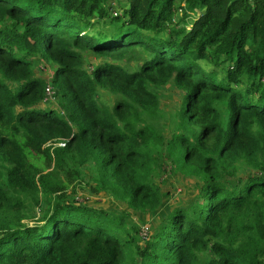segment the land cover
Returning <instances> with one entry per match:
<instances>
[{
    "label": "trees",
    "instance_id": "1",
    "mask_svg": "<svg viewBox=\"0 0 264 264\" xmlns=\"http://www.w3.org/2000/svg\"><path fill=\"white\" fill-rule=\"evenodd\" d=\"M115 1L0 0V264H264V0ZM135 49L137 68L117 62ZM47 62L58 109L41 107ZM170 81L167 136L151 86ZM162 158L200 188L145 239L69 199L92 161V192L153 212Z\"/></svg>",
    "mask_w": 264,
    "mask_h": 264
},
{
    "label": "rangeland",
    "instance_id": "2",
    "mask_svg": "<svg viewBox=\"0 0 264 264\" xmlns=\"http://www.w3.org/2000/svg\"><path fill=\"white\" fill-rule=\"evenodd\" d=\"M109 4V12L111 11V15H113V11H115L117 14H120L121 8L116 1L112 0L109 2ZM109 17L111 16L109 15ZM106 21L108 22L109 18L106 19ZM110 26L107 23L104 28L108 29ZM83 55L85 59V67L88 71H91L92 67L95 66L96 62L99 60V57L90 52H84ZM142 57V51L135 49L129 53L126 58L117 62L127 69H132L138 67ZM53 67L54 66L47 62L46 65L43 66L37 63L34 67L35 69H33L37 75L41 76L43 79H45L46 83H48L52 80ZM151 89L159 94V107L160 111L163 113L162 118L158 121H154L153 125L156 128H160L161 131L168 136L170 132L174 130L172 129V117L175 116L176 110L181 103L182 92L174 85L172 81L160 87L151 86ZM96 93L98 100L109 107L113 105L117 97L115 94H112L111 92L102 88H97ZM46 107L58 109V97L55 95V98L49 100V103L46 104ZM219 109L221 110V114L224 116L223 113L225 112L223 110V106H219ZM161 161L163 162L165 170L159 177H157L156 181L161 187L163 193V202L161 206L153 212L137 213L130 210L118 198L105 191H99L97 193L92 192L90 187L92 184H94V182L92 181L91 177L94 176L95 173L92 161H89L82 168V180H79L80 185L77 186L75 194H70L69 199L76 200L79 203H83L91 207L104 209L108 213L116 216H123L131 223H135L140 229V232L142 228H146L147 232L152 233L154 229L162 222V220L166 218L167 214L173 207L176 205L190 204L193 202L197 196V191L200 188L201 183L196 177L179 174L173 169V167L170 166L169 163L164 161L163 158ZM251 173V170H241L234 179L239 176ZM4 178L5 172L3 171L2 180H4ZM44 209L45 205L42 208L36 207L34 209L32 215L35 217V219L42 216ZM32 221L33 220H30L29 223H32ZM209 255V253L205 252L203 257L207 258Z\"/></svg>",
    "mask_w": 264,
    "mask_h": 264
},
{
    "label": "built area",
    "instance_id": "3",
    "mask_svg": "<svg viewBox=\"0 0 264 264\" xmlns=\"http://www.w3.org/2000/svg\"><path fill=\"white\" fill-rule=\"evenodd\" d=\"M112 14L116 15L117 13L115 11H113ZM41 66H43V65H41ZM54 98H55V88L53 87L51 82H48L45 85V95H44L43 101L47 102V101L52 100ZM58 144L59 145H64V142L61 141ZM148 234H149V232H147L146 228H142L141 229L140 236L142 238H144V239L147 238Z\"/></svg>",
    "mask_w": 264,
    "mask_h": 264
},
{
    "label": "crops",
    "instance_id": "4",
    "mask_svg": "<svg viewBox=\"0 0 264 264\" xmlns=\"http://www.w3.org/2000/svg\"><path fill=\"white\" fill-rule=\"evenodd\" d=\"M109 1L111 2L112 0H109ZM114 1H115V0H114ZM50 64H51L52 66H54V67H53V72H54L55 65H54L53 63H51V62H50ZM48 66H49V65H48ZM34 69H35V68H34ZM34 73H35V71H34ZM35 75L38 76V77H41V76L37 75L36 73H35ZM48 103H49V101H47V102L42 101V105H41V107L48 109V108L46 107V104H48Z\"/></svg>",
    "mask_w": 264,
    "mask_h": 264
}]
</instances>
